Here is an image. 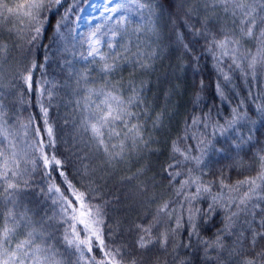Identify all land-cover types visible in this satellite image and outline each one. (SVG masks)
<instances>
[{
    "label": "snow or ice",
    "instance_id": "6c2138e0",
    "mask_svg": "<svg viewBox=\"0 0 264 264\" xmlns=\"http://www.w3.org/2000/svg\"><path fill=\"white\" fill-rule=\"evenodd\" d=\"M61 2L15 0L10 4L8 0H0V26L11 24L7 31L12 33L15 30L18 38H23L19 34L24 29L17 27V22L20 25L27 23V32L35 33L27 38L31 44L43 35L44 13L54 11ZM109 11L122 14L107 33L97 35V32H93L87 41H81L88 45L87 55L81 53V57L97 67L102 83L99 87H87V68L76 83L79 87L81 80L84 81L80 120V128L87 136L83 141L84 147L101 157L103 164L114 166L125 160L129 151L138 152L142 146L149 145L150 138L144 136V125L138 119L140 113L133 111V107L139 108L144 103L140 88L131 80L125 85L123 81L113 83L109 77L123 63H135L145 70L151 68V56L147 61L143 59L139 43L135 44L137 52H132V37L139 39V33L144 31L155 34L156 23L165 13V4L157 0H119ZM167 16L177 41L186 53L192 51L190 44L185 43L186 36L190 35L194 43L200 39L205 41L204 50L211 54L214 67L224 81H231L230 75L222 67L225 60L230 61L229 68L234 66L242 75L251 74L253 78L258 66L264 68V0H171ZM24 18H27L26 21ZM59 30L57 24L58 34ZM105 36L108 38L105 39ZM249 44L251 47H246ZM101 47L108 51H101ZM5 51L7 45H0V52ZM133 56L136 57L135 61L132 60ZM36 67L33 62L30 67L18 71L19 79L28 92L34 89L32 73ZM3 79L4 75L0 72V88L5 87ZM199 87H205L203 81H200ZM215 87L218 95L224 99L220 83ZM125 89L130 94H126ZM37 91L41 113L39 120L29 115L27 123L21 122L16 131L11 130L15 125L10 128L9 120L5 119L8 113L0 99V264H149V254L153 251L159 249L167 253L169 248L173 252L180 247L191 248L194 237L198 238L199 245H203L206 261L215 260L217 264H264V154L259 155V171L254 177H246L235 184L226 183L221 178L218 190L213 191L215 182L206 181L197 174L202 171L200 166L204 163L203 158L211 141H207L203 134L197 136L193 132L189 135V130L201 123L207 128L210 117L206 116L204 121L193 118L187 124L185 135L172 142L174 162L168 163L165 169L170 187L177 197H182V201H176L177 206L174 207L173 201L164 200L149 220L135 224L137 254L133 255L126 250L127 245H117L108 240L112 233H106L105 229L110 225L105 224L104 206L93 202L95 189L92 185L95 181L89 176L88 165H83L84 171L79 173L82 183L70 178L67 158L59 154L48 107L40 99L45 94L44 90ZM3 95L0 92V97ZM48 98L51 99V93H48ZM77 105H80L79 100ZM257 110L264 115V108L258 106ZM144 111L146 113L147 109ZM160 118L157 115L154 127L159 126ZM239 119L237 110L233 109V118L227 121V127H234ZM189 139L196 140L195 148L191 145L181 146V140ZM239 146L236 145L237 148ZM193 151L200 155H193ZM192 162H195V168L187 167L185 170L184 166ZM39 168L47 177V193L53 204L58 206V212L35 221L28 209L20 210L17 194L31 186L32 174ZM146 170L147 165L140 167L133 176L138 177ZM133 176L125 179L132 180ZM57 180L60 183H56ZM144 191L142 188L141 192ZM51 194H55V198ZM205 199L210 201L208 211L201 213L196 204ZM217 209L224 213L223 227L214 238L203 239L197 218L210 219ZM185 214L190 231H187L188 242L182 244L179 236L186 227ZM172 221L174 226L170 225ZM57 225L61 227L57 228ZM53 231L62 233L59 240L64 245L63 253L51 243L57 239ZM225 237L234 239L228 244ZM223 253H227L226 259ZM151 264H160L159 257ZM180 264H184V261Z\"/></svg>",
    "mask_w": 264,
    "mask_h": 264
},
{
    "label": "trees",
    "instance_id": "16d2710c",
    "mask_svg": "<svg viewBox=\"0 0 264 264\" xmlns=\"http://www.w3.org/2000/svg\"><path fill=\"white\" fill-rule=\"evenodd\" d=\"M8 2L11 4L15 0ZM68 2L69 0H62L57 9L44 13L43 35L37 41L28 43V36L35 33L21 32L19 35L23 38L17 36V44L21 45L24 58L18 71L30 67L34 62L37 66L32 73L35 83L33 91L28 92L18 76L16 84L12 87L6 90L0 89V92L4 93L0 99L3 100L8 113L5 119L9 120L10 128L15 125L11 128L13 131L19 129L21 122L27 123L29 115L36 116L39 120L41 113L37 104L39 95L37 89L44 90L45 94L40 99L48 107L59 154L67 158L66 167L70 178L82 183L79 173L84 171L83 165H88L89 176L95 181L92 185L95 189L93 202L104 206L105 224L110 225L105 229L106 233H112L108 240L117 245H127L126 250L136 255L135 224L149 220L159 203L164 200L173 201L174 207L177 206L176 201H182V197H177L174 189L170 187L165 169L168 163L174 162L171 154L172 142L185 135L187 124H190L193 118L204 121L206 116L210 117L207 128L201 123L191 128L189 135L193 132L197 136L203 134L207 141H211L203 158L204 163L200 166L202 171H198L197 174L202 175L206 181L215 182L213 191L218 190L221 178L226 183L235 184L238 180L254 177L258 173L259 155L264 154V115L257 110L258 106L264 108V68L258 66L256 76L253 78L251 74L242 75L234 66L229 68L230 61L225 60L222 67L230 75L231 81H224L223 76L214 67L215 61L211 54L204 50L203 39L194 43L190 35L186 36L185 43L190 44L192 51L185 52L177 41L171 23L168 22L167 11L171 0H157L158 3L165 4V13L156 23L155 34L146 31L148 33L146 36L154 44L153 48L143 55V59L147 61L151 56V68L145 70L140 69L135 63H123L109 79L113 83L123 81L125 85L131 80L140 88V96L144 103L139 108L133 107V111L140 113L138 119L144 125L145 137L153 131L152 125L157 115L161 117L158 124L164 125L167 132L165 130L164 135L158 137L159 143L155 144L157 147H151L144 159L135 158L134 163L127 167L128 170L119 174L122 176L118 177L116 176L118 173L113 175L111 172L113 176L107 175L108 170L103 172L105 169L98 167L101 157L95 155L93 150L84 147L83 141L87 136L80 128L84 81L81 80L79 87L76 83L80 79V74L87 68L89 77L87 87H99L102 83L101 74L88 60L70 59L65 65L55 64L54 67H51L50 63L49 56L58 39L56 26L57 24L60 26ZM24 19L26 21L27 18ZM8 27H11V24L0 26V33ZM17 27L22 28L18 22ZM153 52L154 56L151 55ZM135 59L136 57L134 59L132 57L133 61ZM55 79L58 80V85L51 88V83ZM200 81L204 82L203 89L199 87ZM141 82H144L142 87ZM217 83H220L223 89L224 99H221L216 91ZM48 93H51V99L48 98ZM125 93L130 94L127 93V89ZM233 109L237 110L240 119L234 127H227V121L233 118ZM180 142L181 146L191 145L195 148L196 145V140L193 139ZM237 144L240 145L238 148ZM193 155L200 153L193 151ZM177 159L182 158L177 157ZM145 165L147 170L144 174L133 176L138 168ZM184 167L185 170L187 167L195 168V162ZM32 176L31 186L17 194L18 203L20 210L28 209L33 219L39 221L42 217L50 216L48 182L47 177L43 176L42 168ZM128 176H133V179H125ZM56 183L60 181L57 180ZM142 188L145 189L144 192H141ZM208 203L210 201L205 199L198 201L196 206L201 209V213H207ZM223 216V211L217 209L211 214L210 219L198 217L200 237L214 238L223 227ZM170 225L174 226V221L170 222ZM185 225L179 236L182 244L188 242L187 231H190L186 224V214ZM54 232L56 231H53V234ZM197 239L195 237L192 239L191 248L180 247L175 252L169 248L167 253L159 249L153 251L149 254V264L156 257H159L160 264H180L181 261H184V264H217L215 260L204 259L203 245H199ZM233 239L234 237H225L228 244H231ZM51 243L59 252H64V245L57 239ZM222 255L227 258V253Z\"/></svg>",
    "mask_w": 264,
    "mask_h": 264
},
{
    "label": "rangeland",
    "instance_id": "374dc122",
    "mask_svg": "<svg viewBox=\"0 0 264 264\" xmlns=\"http://www.w3.org/2000/svg\"><path fill=\"white\" fill-rule=\"evenodd\" d=\"M118 2L119 0H111V3H109V0H69L60 20V30L55 48L49 56L51 67H54L55 64L65 65L70 59L86 61L81 57V53L85 56L87 55L88 45L87 43H81V41H87L89 35L93 32H97V35L107 33L108 28L112 26L117 17L122 14L119 11L116 13L109 11V9L115 7ZM133 19L136 20L137 17H133ZM21 27L27 29L28 25L25 23L21 25ZM22 32H27V30ZM32 33L34 32H31V34ZM147 34L148 33L144 31L139 33V39L132 37V52H137V48L135 47L137 43H139V51L143 53V55L153 48L154 42H151L148 36H146ZM17 36L15 30L9 33L7 29H5L0 33V45H7V51L0 52V72L4 75L2 83L5 85V87L0 88L1 90H6L16 84L18 80V69L24 61L21 45L17 44ZM104 38L107 39L108 36ZM101 51H108V49L101 47ZM134 57L135 56H133V59ZM9 81H11V83H9ZM57 85L58 80L55 79V81L51 83V88ZM152 130V132L145 137L146 139L150 138L149 143L151 145L142 146L138 152L129 151L126 154L125 160L117 162L114 166L103 164L100 158L101 161L98 163V167H103L105 169L103 172L108 170L107 175L113 176L118 173L116 176H122L119 174H121V172L125 173L128 170L127 167L134 163L133 160L135 158L144 159L151 147H157L155 144L159 143L158 137L164 135L166 127H164V125H159L152 128ZM21 139L27 138L21 137ZM152 150L156 149L152 148ZM110 172L113 175H111ZM51 195L55 198V194ZM48 201L50 215L58 212V206L53 204L52 199L49 198ZM56 227L60 228L61 226L57 225ZM61 234V232L57 231L53 234L57 237L59 242H61L59 240ZM61 244L63 243L61 242ZM73 259H75V257H73Z\"/></svg>",
    "mask_w": 264,
    "mask_h": 264
}]
</instances>
